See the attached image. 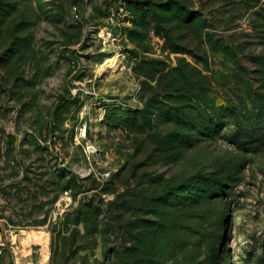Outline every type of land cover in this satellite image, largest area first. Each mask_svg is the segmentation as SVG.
Segmentation results:
<instances>
[{"label":"rangeland","instance_id":"obj_1","mask_svg":"<svg viewBox=\"0 0 264 264\" xmlns=\"http://www.w3.org/2000/svg\"><path fill=\"white\" fill-rule=\"evenodd\" d=\"M263 106L264 0H0V264H264Z\"/></svg>","mask_w":264,"mask_h":264},{"label":"trees","instance_id":"obj_2","mask_svg":"<svg viewBox=\"0 0 264 264\" xmlns=\"http://www.w3.org/2000/svg\"><path fill=\"white\" fill-rule=\"evenodd\" d=\"M216 113V112H215ZM217 113H221L224 114V116H228V117H237L238 118V113L237 111H235L232 107H227V108H219V110L217 111ZM261 116H259V118H263L264 117V106L261 110ZM179 114L176 112V116H178ZM136 116V117H135ZM133 118L136 119H132L129 120V118H124L121 119L122 122L127 123L125 126H129L132 127L136 124L139 125V119L140 116L135 115ZM138 118V119H137ZM194 127L197 128L199 130V133L202 136H209L212 135V131L214 129H216L217 127H219V123L217 121L216 118L208 116V117H203V116H199L197 118L194 119ZM131 121H134L131 122ZM143 125L147 123V118H144L141 120ZM205 123V124H204ZM260 125H257L256 127L252 128L251 130H244V128H240L238 132L234 133L233 136L230 138V140H232L231 142H233V144H235L236 146H238L239 149L242 150H255L256 148H259L260 146H262L264 144V126L262 125L261 127H259ZM51 128V127H50ZM52 129H50V131L47 132V137H41V141L43 143H47V139L49 136V132H51ZM49 133V134H48ZM51 137V136H50ZM54 141H49V143L45 144V147L47 149H49L51 144H54ZM194 177L196 178H200V179H195L198 182H202L204 184H206L207 186H209V191L218 188L219 185L221 184L219 180H213V179H208L202 175L195 174ZM71 181H75L74 179L70 180L68 183L64 184V186H62L61 188L63 190L70 188L69 185L70 183H73ZM99 214V211L97 210L96 207L92 206V205H88V209L85 211V213H81L78 214L76 213L75 215L78 216L76 219V223L79 222V220H81L80 218H83V220H96L97 216ZM73 215V216H75ZM80 216V217H79ZM66 217H69V215H67ZM86 226V231L88 233V236L90 238H94L100 233V231L97 230V228L94 226L92 228H90V226H88V224H91L89 222H85ZM67 227V226H66ZM64 230L66 229H54V235H52V239H53V256L52 259L57 261L58 257L62 256L65 249H66V240L68 239L67 237L64 236ZM67 238V239H66ZM63 244V247H61V244ZM76 244V240H75V236L73 235L70 238V243L69 245L74 247V245ZM61 251H63V253H61ZM212 259L216 262L217 259V251H213L212 253ZM55 261V262H56Z\"/></svg>","mask_w":264,"mask_h":264},{"label":"water","instance_id":"obj_3","mask_svg":"<svg viewBox=\"0 0 264 264\" xmlns=\"http://www.w3.org/2000/svg\"><path fill=\"white\" fill-rule=\"evenodd\" d=\"M90 134V120H89V116L86 115L85 117V130H84V136L85 137H89ZM0 232H1V227H0ZM1 238V237H0Z\"/></svg>","mask_w":264,"mask_h":264},{"label":"bare ground","instance_id":"obj_4","mask_svg":"<svg viewBox=\"0 0 264 264\" xmlns=\"http://www.w3.org/2000/svg\"><path fill=\"white\" fill-rule=\"evenodd\" d=\"M115 61V58H111L110 62L113 63Z\"/></svg>","mask_w":264,"mask_h":264}]
</instances>
